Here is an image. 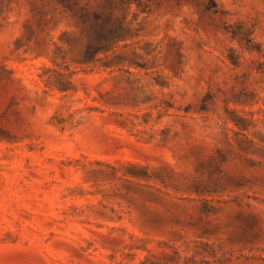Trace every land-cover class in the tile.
<instances>
[{
  "label": "rangeland",
  "instance_id": "rangeland-1",
  "mask_svg": "<svg viewBox=\"0 0 264 264\" xmlns=\"http://www.w3.org/2000/svg\"><path fill=\"white\" fill-rule=\"evenodd\" d=\"M0 264H264V0H0Z\"/></svg>",
  "mask_w": 264,
  "mask_h": 264
}]
</instances>
